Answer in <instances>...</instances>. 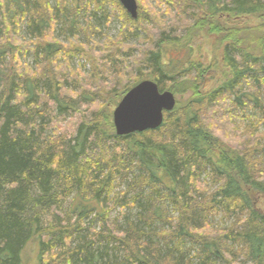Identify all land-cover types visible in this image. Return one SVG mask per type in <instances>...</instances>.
<instances>
[{"label": "trees", "instance_id": "1", "mask_svg": "<svg viewBox=\"0 0 264 264\" xmlns=\"http://www.w3.org/2000/svg\"><path fill=\"white\" fill-rule=\"evenodd\" d=\"M112 1L117 11L106 0H10L15 17L0 2V264H25L34 240L36 264H264V212L253 197L264 195V0H152L137 19ZM92 5L106 23L118 11L125 22L103 48L48 38L58 24L74 36L78 16ZM157 9L169 14V24H161ZM246 16L256 23L237 21ZM17 18L28 20L29 44L16 31L4 33L16 30ZM83 29L95 33L90 24ZM140 31L145 46H125ZM200 36L215 39L229 78L210 89L219 62L194 57ZM172 50L179 57L169 58ZM28 54L34 67L22 65ZM62 54L92 65L93 82L60 67ZM123 56L140 74L132 83L124 79ZM96 58L103 62L90 63ZM112 78L117 103L144 80L175 96L188 93L187 103L177 99L155 130L119 136L111 115L87 116L85 107L110 98L103 83ZM76 112L83 121L71 137L61 121ZM112 194L122 206L132 196L123 208H139L136 220L109 218L101 198ZM93 213L104 216L101 232L84 227ZM99 242H114L115 252L105 248L98 258Z\"/></svg>", "mask_w": 264, "mask_h": 264}, {"label": "rangeland", "instance_id": "2", "mask_svg": "<svg viewBox=\"0 0 264 264\" xmlns=\"http://www.w3.org/2000/svg\"><path fill=\"white\" fill-rule=\"evenodd\" d=\"M49 1L52 5H55L57 3V0H46ZM108 2L105 4L106 8L108 10H110V12L114 9L116 10V5L115 2H113L112 0H107ZM149 1L152 0H137L138 5H139V11L141 12V4L147 5ZM1 3H3L4 5H6V7L8 9H10V11L12 12L11 16L15 17L17 16L14 12H13V8L11 7V2L10 0H0ZM120 2V1H119ZM155 2H152V4H154ZM79 6L83 7V2H79ZM78 5V4H77ZM123 7V5H122ZM124 8V7H123ZM125 9V8H124ZM95 7L92 5V7H87L85 6L84 10L81 11V14L78 16V27H77V33L73 35H70L68 32H62V27H65L62 25L57 26V31L53 34H49L48 33V38H56L63 44L64 47H68L69 45H71L72 43L77 42L78 40H80L81 42L91 45L92 47H94L96 44H100L101 46L105 45L107 39L106 36L111 37V38H116L117 35L119 34V31L122 29V26L125 24V22L123 23L120 20L121 17V13L120 11L116 12L114 15H111L110 21L106 23V18L103 17V14L100 12H94ZM119 10V9H118ZM126 10V9H125ZM96 11V10H95ZM117 11V10H116ZM174 11V10H173ZM9 12V11H8ZM127 12V11H126ZM158 14L159 19H161V24L163 25H167L169 24V22L171 21V18H169V14H167L163 9H157L156 11ZM74 13V12H73ZM128 13V12H127ZM153 17V16H151ZM21 18V17H20ZM17 22L15 26V29H12V26H9L10 29L6 28V31H4V33L8 34H12L16 37V39H18L20 41V43L23 42H27L29 44V42H31L32 38L31 34L28 32L27 27H28V20H21ZM243 19V18H241ZM237 21H242V23L244 22H248L249 24H254L256 23L255 19L253 20L251 17H247L246 20H237ZM236 21V22H237ZM122 22V23H121ZM233 23L234 20H232ZM91 26V29H93L95 31L94 32H90V33H85L84 29L89 28V24ZM11 24L10 22H8V25ZM160 24V23H159ZM144 26H147L150 30H154L156 31V26L153 24H149L146 20L143 23ZM81 26L82 29H80L78 31V28ZM128 26V25H125ZM68 30H71V27L67 26L65 27ZM99 29L101 31V33H98L96 30ZM12 31H16V32H12ZM12 32V33H11ZM10 37V36H9ZM145 37L144 33L142 31L139 32V34L132 35L131 37L127 38L126 40H124V44L125 46H131V47H143L145 45L142 44L141 40ZM79 38V39H78ZM8 39V38H7ZM215 39L213 38H205V37H199L197 38V40L194 42V47L196 49V53L194 55V57H197L199 60L203 61L206 65L209 66V63L216 58L217 59V65L219 66L216 69V72L212 74L211 76V80L209 79V82L206 84L207 85V89H210L214 86H219L220 84H222L223 82L227 81L228 75L226 74V71L223 70V65L221 63V58H220V53L219 50H216L214 47H212V42ZM102 46V48H103ZM11 47V43L8 46H4V49H8ZM101 48V49H102ZM139 49H136V52H134V55H139ZM182 52V56H183ZM79 54H76L75 56H77ZM169 58L171 57H179L176 50H172L171 52H168ZM79 57V59H78ZM78 57H74L71 58L69 57V55H60L59 56V65L60 67H67L69 65V67H67L69 70L68 71H75L80 78L84 77L83 79H80L79 81L83 84L86 83H92L93 80V68L92 65H88L86 64V60L81 59L80 56ZM124 60H125V68H126V73L124 74V79L125 81H129V83H132L135 79L138 78V76H140V74H138L135 70L136 68V63H134L133 60H131L130 57L128 56H123ZM9 62H13L15 61L14 59H10L8 60ZM109 62L108 59H105V62ZM25 62V63H24ZM34 57L32 54H28L25 58H22V65L23 66H29V67H34ZM103 61L100 59H95L94 61L90 62L93 65H100V63H102ZM212 63H210L211 66ZM85 65V67H84ZM91 76V78H90ZM120 77H122V75H120ZM214 78V79H213ZM109 80V82H108ZM106 79L105 82L107 83H103L104 85V89L107 90V94H109V99L102 98V97H97L98 99L95 100L97 103V106L94 107L92 104H88L87 106H85L88 109V113L87 116H90L92 113H95L94 111H100L102 115L105 114V116H109L111 115V120L113 123V113L115 108L117 107V101L115 100L114 96L115 94H112L113 88L115 86H117L116 84H113V78L110 81V79ZM124 83V82H122ZM93 87H96V85H94ZM119 88V87H118ZM178 96V95H177ZM176 96V99H181V103L184 104L188 98V94L187 93H181L178 98ZM124 97V96H123ZM186 98V99H185ZM187 103V102H186ZM185 103V104H186ZM184 104V105H185ZM85 107L82 108V110L85 109ZM83 112H76V115L73 117H68V120H62L61 124L63 128H67L70 132H71V137H75V134L78 130L79 124L83 121L82 117H83ZM250 113V112H249ZM252 114V112L250 113ZM102 115L100 116V118L102 117ZM92 118H94V116H91ZM263 123V124H262ZM115 129V128H114ZM260 131H264V122H261L260 124ZM61 134V132L58 131L57 135ZM235 136H237V133H234ZM70 137V136H68ZM249 144H251V141H249ZM125 188V187H123ZM163 190H165V188H163ZM115 191H122L121 188H116ZM253 197L255 198V206L264 212V195H253ZM128 198V199H127ZM127 198H125L126 202L123 203V206H127L128 202L131 200L130 198H132L131 195L127 196ZM101 200H103V207L105 210H107L109 212L108 216L110 219L114 220L117 218H121V224H125V221L127 219L129 220H134L136 218V214L139 211V208L134 207L131 208L130 206H128L127 208H123L122 205H118L117 203L114 202L115 200V196L112 194L110 196H108L106 198H104V196L101 198ZM169 208V212L170 214H174V216H176V213L173 211L174 208L171 205L167 206ZM98 210L101 212V208H99V206H97ZM98 213V212H97ZM107 216V217H108ZM104 217V216H103ZM102 216H97L96 213H93L89 218L86 219V223L84 224V227H89L90 225H92V230L96 231V232H101L103 227H105V224L101 221L103 218ZM136 220V219H135ZM217 221L214 222V227L217 226ZM167 228V227H166ZM169 228V227H168ZM186 247H190V244H187ZM198 246H196L191 252H194L196 250ZM105 248H108L109 251L115 252V243L111 242L109 245L107 243H96L95 247L93 248L94 251H97L96 253L98 254V258H100V253L104 251ZM100 252V253H99ZM38 254H39V244L36 240L30 242L28 244V246L26 247L25 251H24V262L25 264H36L37 259H38Z\"/></svg>", "mask_w": 264, "mask_h": 264}, {"label": "water", "instance_id": "3", "mask_svg": "<svg viewBox=\"0 0 264 264\" xmlns=\"http://www.w3.org/2000/svg\"><path fill=\"white\" fill-rule=\"evenodd\" d=\"M119 1L132 18H138L137 0ZM176 103L175 94L169 90L162 92L155 81L140 82L126 93L114 110L116 134L127 136L159 128L164 122L165 112L174 110Z\"/></svg>", "mask_w": 264, "mask_h": 264}, {"label": "bare ground", "instance_id": "4", "mask_svg": "<svg viewBox=\"0 0 264 264\" xmlns=\"http://www.w3.org/2000/svg\"><path fill=\"white\" fill-rule=\"evenodd\" d=\"M107 1V0H106ZM139 1V0H138ZM96 4V2H95ZM122 5V4H121ZM106 6V5H105ZM106 15V14H105ZM243 17V16H242ZM247 17V16H246ZM241 18V17H240ZM239 18V19H240ZM127 28V27H126ZM130 32V31H129ZM123 34V33H122ZM131 35V34H130ZM123 36V35H122ZM136 36V35H135ZM23 42V41H22ZM214 79V78H213ZM174 80V79H173ZM164 89V88H163ZM162 90V89H161ZM175 92V91H174ZM83 93V92H82ZM188 94V93H187ZM82 95V94H81ZM175 95H176V92H175ZM86 97V96H85ZM178 98V97H177ZM186 99V98H185ZM85 102V101H84ZM207 105V104H206ZM209 106V105H208ZM205 107V106H204ZM208 108V107H207ZM197 109V108H196ZM212 109V108H211ZM262 116V115H261ZM68 118V117H67ZM243 121V120H242ZM263 124V123H262ZM235 125V124H234ZM239 126V125H238ZM242 127V126H241ZM254 127V126H253ZM125 175V174H124ZM114 176V175H113ZM118 177V176H117ZM127 191V190H126ZM129 191V190H128ZM128 193V192H127ZM77 195V194H76ZM81 197V196H80ZM83 198V197H82ZM128 199V198H127ZM253 200V199H252ZM70 202V201H69ZM126 202V201H125ZM168 204V203H167ZM255 204V203H254ZM102 206V205H101ZM224 206V205H223ZM223 210V209H222ZM232 213V212H231ZM237 218V216H236ZM76 219V218H75ZM232 219V218H231ZM222 222V221H221ZM90 227V226H89ZM91 230V229H90ZM94 231V230H93ZM101 234V233H100Z\"/></svg>", "mask_w": 264, "mask_h": 264}]
</instances>
